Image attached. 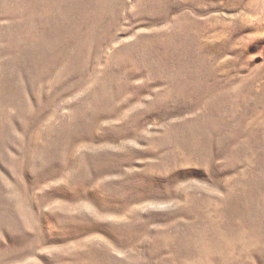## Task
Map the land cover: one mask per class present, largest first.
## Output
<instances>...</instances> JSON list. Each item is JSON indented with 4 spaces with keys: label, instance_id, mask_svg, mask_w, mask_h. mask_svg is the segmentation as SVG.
<instances>
[{
    "label": "rangeland",
    "instance_id": "rangeland-1",
    "mask_svg": "<svg viewBox=\"0 0 264 264\" xmlns=\"http://www.w3.org/2000/svg\"><path fill=\"white\" fill-rule=\"evenodd\" d=\"M0 264H264V0H0Z\"/></svg>",
    "mask_w": 264,
    "mask_h": 264
}]
</instances>
